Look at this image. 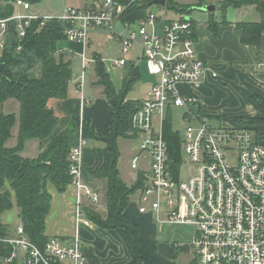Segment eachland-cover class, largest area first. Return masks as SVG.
Returning <instances> with one entry per match:
<instances>
[{
	"label": "built area",
	"instance_id": "built-area-1",
	"mask_svg": "<svg viewBox=\"0 0 264 264\" xmlns=\"http://www.w3.org/2000/svg\"><path fill=\"white\" fill-rule=\"evenodd\" d=\"M154 1L96 0L60 15L40 16L30 12L29 2L17 0L13 16L0 19V54L12 28L23 38L33 21L42 19V26L53 19L65 22L67 41L84 45L81 72L70 83H76V93L85 103L87 73L96 63L87 53L92 33L108 31L121 46L122 56L110 60L112 68L102 59L108 73L125 68L128 55L139 44L148 72L156 77L131 120L132 134L141 146L130 167L136 181L140 173L144 175L143 186L136 193L139 213L151 215L160 225L193 229L191 264H264V122L250 126L232 117L219 120L207 114L198 93L207 80L218 79L219 74L198 55L191 17L164 19L163 13L152 10L157 6ZM147 2L151 6L145 18L122 21L131 4ZM181 86L191 87L192 94L184 95ZM174 109L182 111L184 125L182 131L174 130L180 134L182 153L176 169L164 136L166 119L172 118ZM82 123L78 143L69 154L74 234L49 236L38 247L20 224L9 236H0V244L11 247L10 255L1 260L4 264H90L81 230L97 228L88 209L102 207V197L86 178L87 140ZM141 157H148V167H143ZM185 167L190 172L182 179Z\"/></svg>",
	"mask_w": 264,
	"mask_h": 264
},
{
	"label": "trees",
	"instance_id": "trees-1",
	"mask_svg": "<svg viewBox=\"0 0 264 264\" xmlns=\"http://www.w3.org/2000/svg\"><path fill=\"white\" fill-rule=\"evenodd\" d=\"M17 0H0V19H8L15 13L13 3ZM31 5L41 0H24ZM12 2V5H6ZM205 0H200L196 7H204ZM151 3H133L121 16L124 22H136L146 17ZM256 6L261 14L258 23H238L241 31V41L244 45L259 46L264 33V4L261 0H224L219 3L223 14L230 7ZM194 6H181L172 0H167L165 9H172L179 15H190ZM225 17V15H224ZM224 22L225 18H224ZM42 19L33 21L26 30V35L20 38L12 28L7 38L6 47L0 59V106L8 99L20 103V113L5 115L0 112V236L10 235V228L3 224V213L13 209L19 210L20 224L29 240L43 247L48 241L46 234L47 219L51 213L53 196L49 192L52 184L59 194H64L70 183L68 175L69 154L78 143L80 118H59L48 107L50 99L65 100L68 97L69 83L73 78V61L66 53H60L58 44L67 41L65 22L53 19L41 25ZM214 22L210 23V27ZM194 38H196V23ZM215 33H217L215 31ZM96 84L102 86L109 104L113 108L111 128L108 134H98L91 124L83 121V137L86 140L102 142L108 152L107 167L96 179L104 185L105 215L88 209V216L100 228L105 230L124 231L126 242L133 254L130 264H162L148 252V246L140 234L139 226L134 223L125 211L131 196L143 186L144 175L139 174L133 185H128L120 176L118 163L120 150L118 140L135 138L132 134L131 120L133 114L140 108V101L127 100V95L134 85L140 81L141 72L138 66H127L122 87L117 90L114 82L99 54L93 55ZM39 73H36V70ZM253 101L260 107L261 117H232L234 121L245 125H258L264 122V99L253 93ZM19 123L17 146L7 148L6 142L12 136V130ZM164 136L168 144L169 156L174 161V167L182 162L181 138L175 132L172 118L169 115L165 122ZM29 140H38L40 153L35 159L24 158L21 152ZM83 250L90 264H101L92 246L84 244ZM11 247L0 244L1 260L8 257ZM18 264V263H15Z\"/></svg>",
	"mask_w": 264,
	"mask_h": 264
},
{
	"label": "rangeland",
	"instance_id": "rangeland-1",
	"mask_svg": "<svg viewBox=\"0 0 264 264\" xmlns=\"http://www.w3.org/2000/svg\"><path fill=\"white\" fill-rule=\"evenodd\" d=\"M94 1L96 0H41L39 3L32 5L30 12L43 16L60 15L70 7L83 8L92 4ZM172 1L181 6H194L190 16L198 23V26L206 25V23L211 19L219 20L222 16V12L219 9V2L221 0H205L206 3L204 7L211 8L210 11H204L202 8L196 7L200 0ZM6 5H12V2H9ZM152 10L155 13H163L164 19H174L180 17V15L172 9L154 6ZM226 17L229 19L238 18V20L241 19L243 21H258L261 16L257 9L253 8V6H243L239 9L229 8L227 10ZM117 29L121 30L119 26H117ZM93 37V45L95 49L102 53L107 61V65L112 68V62L110 60H114L122 56L120 44L113 39L111 33L108 31H96V33L93 34ZM68 42L69 41H61L60 45L66 46ZM1 58L2 54H0V59ZM74 58L75 62L73 63V70L74 73L76 71L79 73L80 63L76 57ZM128 58L133 64L139 67L141 78L140 81L134 85L132 91L128 93L127 99H143L147 94L149 86L155 81L156 77L152 76L148 72L147 63L142 57V49L139 44L134 45L131 53L128 55ZM223 65L228 66L227 64ZM123 70H125V68H118L116 70H112V73H110L114 85L119 90L122 87L119 73L123 72ZM218 72L219 78L208 80L209 82H207L206 86H204V91H206V95L202 99V102L205 104L204 108H207L208 113L219 117V120H225L245 114L248 108L252 105L250 98L248 97L251 93L249 87L241 84V81L235 75L232 78L226 79L220 71ZM36 73H39L38 69L36 70ZM91 75L92 74H90V76ZM253 88L255 90L259 89L257 86H253ZM181 89L183 90L182 93L185 95L188 94L191 87H184ZM1 111L5 115L16 114L18 117L20 113V103L15 99H8L3 103L2 107L0 106V112ZM181 118L182 111L180 109H174L172 111V125L174 130L182 131L184 129ZM154 121H157V119L154 118ZM214 124H216L215 121ZM17 126L18 122L13 129H16ZM8 141L5 144L7 148L11 149L17 146L11 147L13 142H10L7 146ZM37 143L38 142L35 140H31L25 144V157H30L28 159H34V157L37 156ZM118 144L120 150L118 169L128 185H132L135 171L131 170L130 164L133 157L140 152L141 142L136 138H121L118 140ZM96 148L100 150V155L101 153L103 155V151L106 147L102 142L94 140L87 141V145L85 147L86 151H92ZM22 153L23 151L21 152V155ZM140 161L144 168L148 167V157H141ZM189 172L190 170L188 167L183 168L181 170V178H187L189 176ZM99 186L100 187L97 188V191L102 197V207L96 208L95 211L100 215H105L106 205L103 200L105 189L103 184H100ZM66 192L61 194L62 204L57 205V209L54 210V215L51 216L52 213H50V217L47 219L46 232H49L50 234L59 232L67 237H71L74 234L75 224L73 221V215L70 213V210L73 211V208L71 207L72 198L70 197V193ZM53 193H55V196L58 195L55 191ZM135 200L136 196H131L129 203L130 206L128 205L129 208L127 207L128 215L140 225L141 234L144 236L149 252L160 258L163 262H165V264H186L188 260H192L194 257V251L189 243L193 236V229L185 226H162L158 224L151 215L140 217L136 214L135 207L132 206ZM2 221L8 225L11 232H13L20 225L19 210L16 205H14L12 210L3 213ZM81 237L83 243L94 247L100 257L106 256L108 259H115V263L118 264H123L126 261L129 262L132 258L133 254L130 247L127 245L124 232L121 229L108 231L97 226V228L93 231L84 228L81 230Z\"/></svg>",
	"mask_w": 264,
	"mask_h": 264
},
{
	"label": "crops",
	"instance_id": "crops-1",
	"mask_svg": "<svg viewBox=\"0 0 264 264\" xmlns=\"http://www.w3.org/2000/svg\"><path fill=\"white\" fill-rule=\"evenodd\" d=\"M222 1L224 0H221L219 3H221ZM230 8H234V7H230ZM253 8H256V6H253ZM226 14H227V11L225 14H223L222 12V16L219 20L211 19L206 23V25H203V26H198V23L195 20H193V18L190 15H188L191 17L192 21L196 23L197 34L195 36L196 37L195 41H196V48H197L198 55L204 61L212 64L214 68L216 69V71L217 72L220 71L222 75L226 77V79L232 78L235 75L241 81V84H244L249 87V90L251 91V93L250 95H248V97L250 98L252 105L250 106V108H248L245 114H242L236 117H241V116H251L254 118L261 117L262 113L260 111V107H258L255 101H253L252 95L253 93H258L264 99V33H263L261 45L259 46L244 45L241 41V31H239L236 26L238 23H246V22L258 23L261 21V17L258 21H246V20L243 21L241 19L238 20V18L229 19L228 17H226ZM37 15H40V14H37ZM40 16H43V15H40ZM44 16H49V15H44ZM224 18H225V21L227 22H224ZM211 22L212 23L214 22V24L213 26L210 27ZM215 31L217 33H215ZM95 33L96 31L92 33L89 46L87 47L88 57L94 58L93 56L94 54H99L102 57V59H105L102 53L96 50L93 45V42H94L93 34ZM58 49L60 53H66L68 55V58L72 59L73 63L75 62L74 57H76V59L80 63V72H81V55L84 52V45L81 43H76V42H68L66 46H63V45H60L59 43ZM131 64L133 63L131 60H129L128 65H131ZM223 64H227L228 66H225ZM94 66L95 65H92V67L89 69L87 73L86 87L84 91V97L86 100L85 103H82L80 95L76 93V83L72 81L71 83H69V91H68L67 99L65 100L54 99V98L50 99L48 101V107L51 108L55 112L56 116L59 118H74V117L80 118L86 123L91 124V126L95 129V131L98 134H108L111 128L113 108L105 97L103 87L96 84L97 78H96ZM127 66L125 67V70H127L126 69ZM125 70L119 73V78L121 79V82L123 81ZM80 72L77 73L76 71L74 73V70H73V79H76L78 75L80 74ZM110 73H112V71H110ZM90 74L92 75L90 76ZM154 82L149 86L147 94L143 99H127V100L142 102L144 99L147 98L149 90L151 86L154 84ZM207 82L209 81L207 80L201 86L199 93H198L199 97L201 98V101L206 95V91H204V86H206ZM253 86H257L259 89L255 90ZM184 87L185 86H181L180 88H184ZM189 90H190L189 91L190 93L188 92V94H192V90L191 89ZM202 103H203V106H205L204 102ZM205 111L207 112V108H205ZM207 114L212 117H217L208 112ZM18 133H19V123H18L17 128L13 129L12 138L8 141L7 146L10 144V142H13L11 147H14L17 145ZM30 141L31 140H29V142ZM35 141L38 142L37 143L38 153L36 156L38 157L40 153L39 141L38 140H35ZM25 152H26V145L24 146V149H23V153H22L23 157H25L24 156ZM103 152H104L103 155L102 153L100 155V150H98L97 148L93 149L92 151H89V150L86 151L84 149V164H85L86 178H87V181L92 185V187L95 190H97V188L100 187L99 186L100 184H103V182L96 179V175L101 173L107 167V163H108L107 149L105 148ZM36 157H34V159ZM25 158H30V157H25ZM121 178L123 179L124 182H126L122 176ZM136 182H137L136 177L134 175V178L132 180V185ZM48 188H49V192L53 196L52 209H51L52 211L51 216H53L55 212L54 210L57 209V205L62 204V200H61L62 195L56 191V188L52 184H49ZM54 191L58 193L57 196H55V193H53ZM67 192L70 193V197L72 198V188L70 186L68 187ZM71 203H72L71 207L73 208V198L71 200ZM132 206L135 207V212L138 216L140 217L147 216V215H142L139 213L137 197H136V200L133 202ZM128 208L125 211L126 215H128ZM70 213L73 215V211L70 210ZM130 219L139 226L140 234H141L140 225L135 220H133L131 217ZM3 224L5 223L3 222ZM162 226H165V225H162ZM46 234L48 237L49 236H66L64 234H60L59 232H56L53 234L46 232ZM141 237L144 240V236H142V234H141ZM93 249L95 250L94 247ZM151 255L154 258H156L159 262H161L162 264H165V262H163L160 258L154 256L153 254ZM96 256L100 259L101 264H118V263H115V259H112V258L108 259L106 256L100 257L98 255V252H96ZM192 260L190 261L188 260L186 264H191ZM132 261H133V255L129 262L126 261L123 264H130Z\"/></svg>",
	"mask_w": 264,
	"mask_h": 264
},
{
	"label": "water",
	"instance_id": "water-1",
	"mask_svg": "<svg viewBox=\"0 0 264 264\" xmlns=\"http://www.w3.org/2000/svg\"><path fill=\"white\" fill-rule=\"evenodd\" d=\"M154 4H156L159 7L165 8L167 5V0H155ZM204 11H210L211 8L209 7H201Z\"/></svg>",
	"mask_w": 264,
	"mask_h": 264
}]
</instances>
